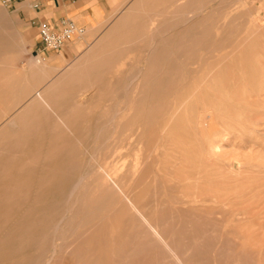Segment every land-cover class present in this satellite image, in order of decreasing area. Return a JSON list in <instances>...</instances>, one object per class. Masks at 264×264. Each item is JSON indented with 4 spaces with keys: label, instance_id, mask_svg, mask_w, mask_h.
<instances>
[{
    "label": "rangeland",
    "instance_id": "1",
    "mask_svg": "<svg viewBox=\"0 0 264 264\" xmlns=\"http://www.w3.org/2000/svg\"><path fill=\"white\" fill-rule=\"evenodd\" d=\"M263 19L264 0H146L144 16L132 18L131 26L102 32L74 58L50 63L40 53L47 49L39 42L37 28L29 27L0 0V163L8 170L0 177L7 185L0 184V189L33 188L30 183L45 174L46 155L52 151L69 157L66 164L70 166L58 170L61 175L69 172L75 180L78 169L82 175L89 173L84 175L83 194L74 209L62 210L73 220L67 219L70 223L64 224L66 230L56 240L62 248L53 256L44 254V259L49 258L47 264H155V256L148 250L127 261H123L127 252L113 250L130 244L125 234H117L123 215L113 211V206L119 195L115 189L114 193L100 192L94 186L93 173L96 164L107 163L116 167L113 175L125 186V166L141 155V144H134L129 155L119 158L114 166L109 154L129 130L136 129L144 130L146 149L152 144V133L161 132L168 114L182 133L177 138L192 155L195 169L205 167L209 176L217 177L208 176L207 184L180 189L199 195L181 205L189 208L188 214L175 212L170 203L163 202L168 194L178 191L164 189L166 177L155 164L147 163L138 175L135 194L151 201L152 217L163 211L173 219L169 223L176 230L173 236L180 232L175 236L180 245L191 242L195 253L190 251L193 255L188 259L197 260V264L199 260V264H264ZM126 29L129 31H122ZM203 118L208 123L203 130H210V139L219 146L217 153H209L208 141L201 136ZM65 141L70 143L67 151L63 150ZM157 172L160 177L154 181ZM214 195L220 197L209 201L211 204L199 201ZM215 208L223 212L217 219L211 215ZM193 214L201 220L193 219ZM197 225L202 231L205 226L210 229L204 235L201 228V232L195 229ZM182 227L193 230L184 233ZM189 235L200 240H191ZM37 252L27 248L24 255ZM8 260L3 258L5 264ZM160 262L171 264H156Z\"/></svg>",
    "mask_w": 264,
    "mask_h": 264
},
{
    "label": "bare ground",
    "instance_id": "2",
    "mask_svg": "<svg viewBox=\"0 0 264 264\" xmlns=\"http://www.w3.org/2000/svg\"><path fill=\"white\" fill-rule=\"evenodd\" d=\"M261 20H262V18H261ZM235 50H237V49H235ZM134 77L136 78V76H134ZM214 83H215V81H214ZM125 95H126V93H125ZM126 97H127V95H126ZM43 102L46 103L45 101H43ZM244 102H246V100ZM209 111L207 113H209ZM167 118L168 119L165 121V124L163 125L161 132L160 133L159 132L158 133L157 132L152 133V135L150 136L152 144L150 143L151 145L147 146L146 149L144 147L145 146V142H144L145 140L144 139L146 138L144 130L143 129H139V130L136 129L135 131L129 130L128 133L125 134V136L119 141V143H117L114 146V149L112 150L111 154H109L108 157H111L110 161H111L112 165L114 166V163H116V161L119 158L124 157V156L126 157L129 155L130 150L134 144H138V143L141 144V146L138 149V150L142 149L143 152L141 153V155L135 156L134 161L131 163V165L125 166L124 174H123L124 179L126 178L125 183H124L125 186H123L121 184V178H116L113 175L116 167H115V169H114V167L110 168L109 164H107V163L106 164H104V163L96 164L97 171L95 173H93L94 186H97L98 189L100 190V192L103 193V191L110 190L111 193H114L115 191H117V193L119 195L118 200H117V205L113 206V211L116 210L117 213L119 212L123 215V217H121V218L119 217L120 218L119 222H121V224H120V226L117 225L118 226L116 228V229H118L117 234H125V236L128 239L127 241H129L130 244L127 247H126V245L121 246V247L118 245L119 248L118 249L113 248V250L119 251L120 249H122L123 251L127 252L126 256H124V258H123V261L129 260V257L131 255H134V254L138 255L142 251L148 250V254L155 256V259H156V260L154 259L155 264L158 261H163V262L167 261L171 264H197V262H198L197 260L196 261L194 260L195 261L194 262L191 259H188L189 255H193V254H191L193 252L191 249L193 245L190 244L191 242L189 241V239H187V240L190 243L185 244V245H180L179 239H177L178 238L177 235L180 234L179 228H178L179 234L175 235L177 238L175 236H173L175 233H173V231H174L173 227L169 224L171 222V220H173V219L170 218V220H169V218L165 216V213L163 211H160L158 213L157 217H155V216L152 217L151 212L149 211V208L151 206L150 205L151 201H149L148 198L144 197L143 195L137 196L135 194V191H134L138 175L139 174L141 175V173L145 169V166H147V163L155 164L157 167V171L162 170V172L164 173L163 174L164 177H166L165 182L163 181L165 183L164 189H168V191L170 190V191H174V192H175V190L178 191L175 195H169L168 194L169 196L167 195V197L164 199L163 202L170 203L172 205L171 207L174 208L175 212L182 213V214L183 213L188 214L189 208H182L181 205L182 204L188 205L189 202L195 201V199H196L195 197H197V196L199 197V195H197L195 193H194L195 195H191L193 193H191V194L184 193V192H181L180 189H182V188L183 189L184 188H186V189L194 188V187H198L199 184H207L208 183L207 177L209 175L206 172L207 168L200 166L201 168L199 167L198 169H195V167L193 166L194 164L192 163V158H193L192 155H190L187 152V149L183 144L179 143L177 136L180 135V137H181L182 133L179 132L176 129V126H174V124L172 123V114L171 115L168 114ZM58 120L62 121L63 119L58 117ZM117 121H116V123H117ZM62 124L64 127H66L64 123H62ZM113 125H111V126H113ZM207 125H208V123L204 119L202 121V125H201V136H204L208 141L207 142L208 143L207 148H208L209 153H217L218 152L217 148L219 146L217 147L215 145V143H213L212 138L210 139V130H206V131L203 130L204 126H207ZM114 128H116V126ZM62 145L64 147L63 148L64 151L69 150L70 143L68 141L63 142ZM71 146H73V145H71ZM50 148H52V147H50ZM98 150H99V148H98ZM95 152H97V151H94V153ZM58 155H55L53 151L46 155V162L44 165H45L47 170H46L45 174L42 175V177H40L35 182L30 183V184L35 185L33 188H28L25 190L24 189H17V190L12 189L11 190L9 188H1L0 189V264H5V262L3 261V258H9L10 259L6 262V264H47V263H49L48 262L49 258L44 259V257H45L44 254L49 252L48 257L53 256L54 253H56L58 249L62 248V243L58 244L56 242V240L60 239L61 236L64 234V231L66 230L64 224L67 223L68 221H70L71 216H72L71 215V216H69V218H67L68 214L65 215L62 210L65 208V210H67V212H68V211H72L74 209L75 203L78 201V199L80 198V194L82 193L81 189L83 190V187H85V186H83L85 184V183L83 184V181H84L83 178H84V175L86 176L87 173L85 172V174L82 175L81 172L79 171L80 169H78L77 171L80 174L78 173V177L76 176L77 178L75 180L70 178L72 174H70L69 172L64 173V174L62 173L63 175H61V172H59L60 173L59 174L58 170L60 171V167H63V168L67 167L68 168L70 166V164L69 163H67L68 165L66 164V161L69 157L67 158V157H65V155H62V154H61V156H58ZM98 155H100V154H98ZM66 156H67V154H66ZM202 157H204V156H202ZM89 158H90V156H89ZM17 160H19V159H17ZM39 160H41V159L39 158ZM56 161H61L62 163L60 164V162L58 163ZM55 162H56V164H55ZM79 162H80V160H79ZM85 163H87V161H85ZM95 163H97V162H95ZM95 163H94V165H95ZM30 164H32V163H30ZM33 164H35V166H39L36 163H33ZM33 164H32V166H34ZM205 164H207V163H205ZM22 165H21V167H22ZM40 165H41V163H40ZM77 165H79V164H77ZM237 166L239 167V163ZM29 167H31V166H29ZM81 168H83V167H81ZM221 168H223V167H221ZM90 169H92V168H90ZM7 171L8 170L6 169V166L4 165V168L2 169V166L0 163V177L3 178V175H6ZM150 171H152V169ZM210 171L211 170H209V172ZM220 171H222V170H220ZM232 171H233V168H232L231 172ZM90 174H92V172ZM134 174H136L137 176L134 177ZM216 174L218 175V173H216ZM222 174H223V172H222ZM158 175H160L158 172H157V174L155 173L154 181H157L156 178L160 177ZM212 175H213V177L215 176V174H213V173L210 176H212ZM215 177H217V176H215ZM218 180L221 181V183H222V180H220V179H218ZM218 180L216 182H217V184L218 183L220 184V182ZM224 181H226V180H224ZM212 182L215 183L214 181H212ZM0 184L7 185V182L4 179H2V180L0 179ZM154 184H151V186ZM81 185H82V187H81ZM220 185H222V184H220ZM205 186L208 188L207 185H205ZM213 186H215V185H213ZM26 188H27V186H26ZM203 188H204V185H203ZM114 189H115V191H114ZM152 189H154V188H152ZM197 190H196V193H198ZM201 190H200V193H202ZM220 190H221V188H220ZM12 191L14 192V194L10 195L12 193ZM194 191H195V189H193V192ZM216 191L217 190H214L215 194H216ZM225 191L227 192V190H225ZM200 193H198V194H200ZM211 193H213V191ZM211 193H209V195H211ZM230 194H231V192H230ZM151 195L153 196V194H151ZM155 196H157V195L155 194ZM202 196H204V195L202 194ZM191 197H193V198L190 199ZM204 197L199 198V199H201V200H199L201 203H205V202L207 203L209 201H215L220 196H218V197L217 196L215 197V195L213 197L210 196L211 200L204 198ZM221 197H223V196H221ZM221 199L222 198H220L218 200H221ZM233 199H235V198H233ZM163 202H162V204H163ZM229 204H228V208H229V206H231V203H229ZM153 206L156 207L157 205L154 204ZM214 207H217V206H214ZM208 208H210V206ZM212 208L208 209L209 213H210V210H212ZM230 208H233V207H230ZM217 209H218V207H217ZM217 209L215 208L213 211H211V215L215 219L220 217V214L223 213V212H221V210H217ZM120 210H121V212H120ZM195 211H197V210H195ZM200 213H202V212H200ZM230 213H232L231 210H230ZM168 214H170V213H168ZM208 215H207V217H209ZM193 216H195V217H193V219L195 218V220L199 218V215L196 216L193 214ZM204 216H206V215L204 214ZM181 218L183 219L184 217H181ZM200 218H202V217H200ZM67 219H68V221H67ZM176 219H177V217H176ZM210 219H211V217H209V220ZM12 220H14V221H12ZM211 220H210V222H212ZM80 221H81V219H80ZM70 222H68V223H70ZM177 222H179V221H177ZM237 222H238V220H237ZM207 223H208V221H207ZM213 223H215V222L213 221ZM218 223H220V222H218ZM173 224H175V223H173ZM184 224H186V223H184ZM184 224H182V225L184 226ZM216 224L217 223H215L214 225H216ZM204 225H206V224H204ZM173 226L176 227V225H173ZM186 226L187 225H185V227ZM198 226H200V225H197V227ZM185 227H182V228H184V231H185V229H188V227H190V225L187 228H185ZM194 227H196V226H194ZM209 227H211V225ZM212 227H215V226H212ZM200 228L198 227L195 229H198L200 231ZM204 228H206L205 230H203L204 232L202 231L203 227L201 228V231L205 235L206 230L210 229V228H208L207 226H205ZM113 229H114V226L111 227V231H113ZM191 229L192 228H190V230ZM214 229L216 230V228H214ZM231 230H232V228H231ZM184 233H186V231ZM219 233H220V231H219ZM195 235H197V234H195ZM198 236H199V234H198ZM198 236L191 235V237H192L191 238L189 235L191 240H193L194 238L197 237V239H195L196 242H197V240H200V239H198ZM183 237L184 236H182V238ZM236 237H238V236H236ZM195 240L193 241L194 244L196 243ZM231 241H232V238H231ZM234 243H236V241ZM116 244H118V243H116ZM159 247L161 250H159ZM222 247H223V245H222ZM232 247H231V251H232ZM27 248L28 249L29 248L38 249V252L36 254L33 253L30 255H24V250H26ZM227 248H230V247H227ZM222 249L224 250V248H222ZM190 251H192V252L190 253ZM224 252H225V250H224ZM193 253H195V252H193ZM222 254H223V252H222ZM222 254H220V255H222ZM224 254H226V252ZM234 260H236V258ZM201 262H202V259H201ZM234 262H236V261H234ZM160 263L162 264V262H160ZM199 263H200V260H199Z\"/></svg>",
    "mask_w": 264,
    "mask_h": 264
},
{
    "label": "crops",
    "instance_id": "3",
    "mask_svg": "<svg viewBox=\"0 0 264 264\" xmlns=\"http://www.w3.org/2000/svg\"><path fill=\"white\" fill-rule=\"evenodd\" d=\"M9 8L31 28L42 20L53 26L68 20L84 30L59 50H40L44 60L55 63L74 58L102 32L131 26L132 18L144 16L146 0H11Z\"/></svg>",
    "mask_w": 264,
    "mask_h": 264
},
{
    "label": "built area",
    "instance_id": "4",
    "mask_svg": "<svg viewBox=\"0 0 264 264\" xmlns=\"http://www.w3.org/2000/svg\"><path fill=\"white\" fill-rule=\"evenodd\" d=\"M11 0H2L4 5H9ZM37 35L40 44L47 50H58L76 33L82 31L71 21L62 20L57 26L51 25L48 21L42 20L37 25Z\"/></svg>",
    "mask_w": 264,
    "mask_h": 264
}]
</instances>
